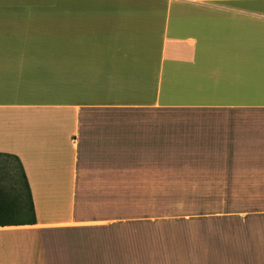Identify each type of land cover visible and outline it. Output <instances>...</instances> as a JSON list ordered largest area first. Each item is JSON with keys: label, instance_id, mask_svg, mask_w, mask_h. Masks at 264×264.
Instances as JSON below:
<instances>
[{"label": "crops", "instance_id": "crops-1", "mask_svg": "<svg viewBox=\"0 0 264 264\" xmlns=\"http://www.w3.org/2000/svg\"><path fill=\"white\" fill-rule=\"evenodd\" d=\"M0 154L36 221L0 264H198L161 223L229 218L161 193H264V0H0Z\"/></svg>", "mask_w": 264, "mask_h": 264}, {"label": "rangeland", "instance_id": "rangeland-1", "mask_svg": "<svg viewBox=\"0 0 264 264\" xmlns=\"http://www.w3.org/2000/svg\"><path fill=\"white\" fill-rule=\"evenodd\" d=\"M11 172H17L15 163L0 158V179L2 186L7 189L12 185L8 178ZM203 196L208 198L201 200ZM222 198L227 202L224 208L221 207ZM194 203L197 204V209H201L203 204H208L213 217L218 215L229 219L214 221L208 226L212 229L210 239L199 240L195 244L190 243L188 236L185 237L186 226V239H183L181 235L174 234L175 226L179 224L173 226L172 223L164 221L161 223V227H164L161 230V252H180L185 246V252H214L209 257L193 256V263L264 264V193H161V218H170L168 211L180 210L183 207L184 211L188 212V206Z\"/></svg>", "mask_w": 264, "mask_h": 264}, {"label": "trees", "instance_id": "trees-1", "mask_svg": "<svg viewBox=\"0 0 264 264\" xmlns=\"http://www.w3.org/2000/svg\"><path fill=\"white\" fill-rule=\"evenodd\" d=\"M0 158L12 160L17 171L8 176L12 184L9 189L2 186L0 179V227L34 225L36 221L29 186L19 160L2 154Z\"/></svg>", "mask_w": 264, "mask_h": 264}]
</instances>
